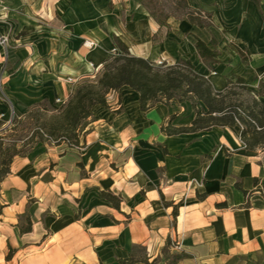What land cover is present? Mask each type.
Returning a JSON list of instances; mask_svg holds the SVG:
<instances>
[{"label": "crops", "instance_id": "1", "mask_svg": "<svg viewBox=\"0 0 264 264\" xmlns=\"http://www.w3.org/2000/svg\"><path fill=\"white\" fill-rule=\"evenodd\" d=\"M188 1L210 12L209 27L175 16L160 25L139 0H0V35L9 38L6 58L0 47L9 99L0 93V131L11 109L23 118L41 101L65 102L118 49L115 36L156 64L190 59L218 91L236 75L254 89L264 79V0L262 12L252 0ZM196 36L216 40L212 68ZM139 100L128 86L111 90L81 148L43 140L13 156L0 179V264H122L137 245L149 264L171 254H183L176 264H264V147H245L236 125L167 134L170 117L191 125V102L142 110Z\"/></svg>", "mask_w": 264, "mask_h": 264}, {"label": "trees", "instance_id": "2", "mask_svg": "<svg viewBox=\"0 0 264 264\" xmlns=\"http://www.w3.org/2000/svg\"><path fill=\"white\" fill-rule=\"evenodd\" d=\"M160 25H168L170 16H179L191 24L201 28H207L212 24V15L198 7H193L188 0H174V7L166 11L160 0H139ZM261 9V0H252ZM180 13V14H178ZM195 47L201 60L210 68L212 63L218 62L220 51L217 49L216 40L211 39L207 43L195 37ZM116 45L120 50L117 55H112L104 61L102 73L97 80H89L78 85L71 94L68 102L62 104L58 109L57 118L59 126L44 124L47 126L49 139L53 142H67L75 146L79 144V135L76 134L77 126L82 120L89 118L95 106L106 102V94L111 90H117L122 86H128L140 94V107L146 110L156 102L169 103L171 99L178 101L188 100L196 109L195 117L190 126L176 127L172 125L173 117L162 125L167 134L182 132L209 130L213 126H239V135L249 149L264 147V79H258L253 89L248 80L240 75L229 78L227 86L218 91L214 88L211 80L200 74L190 59L179 58L174 64L162 62L156 64L143 57L135 56L129 47L118 37H114ZM239 50L243 61L248 64L250 53L247 50ZM204 105L202 110L197 108V103ZM48 101L44 100L35 106L36 112L41 115L50 110ZM36 114V113H35ZM38 115V116H39ZM48 122V120L46 121ZM72 134L76 136L75 141L67 136L56 137V133ZM39 141H47L39 131H34ZM1 139H3L1 137ZM48 140V141H49ZM16 141H14L15 143ZM2 144V142H0ZM11 147L5 151L0 149L2 155L0 163V179H3L10 172V163L15 154ZM15 148V144L13 145ZM113 205L119 206L120 197L110 191L102 192ZM30 225L25 228L29 229ZM166 250V248H165ZM143 246L137 245L132 255L126 259H120L122 264H135L145 262L149 264ZM183 254H171L168 256L167 264H176Z\"/></svg>", "mask_w": 264, "mask_h": 264}, {"label": "rangeland", "instance_id": "3", "mask_svg": "<svg viewBox=\"0 0 264 264\" xmlns=\"http://www.w3.org/2000/svg\"><path fill=\"white\" fill-rule=\"evenodd\" d=\"M160 2L165 5L166 11L171 10V8L174 7V0H160ZM178 14H180V13H178ZM179 16H175V17L180 18ZM83 45H84V43H83ZM96 45L97 44L95 42V46ZM119 53H120V50L115 49L112 52V55H117ZM161 63L162 62H160L159 64H161ZM103 66H104V63L102 64L100 71H98L95 74V76H93V78L92 77L85 78V79L80 81L81 83L79 82V85L83 84L89 80L90 81L91 80H97L98 77L100 76V74L102 73ZM70 96L68 97V99L65 102H61L59 100H56L52 103L49 101L48 106H49L50 110L43 112L41 115H39L36 112V109L34 108V109H32L31 112H29V114H27L26 117L17 118L16 115L13 114L14 109H11L9 112V114L11 116L10 117L11 120L9 119L10 121H9V124L6 127L5 131H3V130L0 131V142H2V144H0V149L2 148V150L5 151L7 148L11 147L12 148L11 152H17V151H19L21 153L27 152L28 150L31 149V147L35 144V142L39 141V139H38L39 135H38V138H36L35 134H33L34 131H39L40 133L43 132L44 134H42V135L44 136V138H46V140L51 139V138H49L50 136L48 134L47 126H45L44 124L46 123L50 126H51V124L59 126L60 123H58L57 118L53 117L54 114H56V116L58 115V109L54 110V111H52V109L53 108H59L62 104H65L66 102H68ZM105 97L107 100V94ZM119 106L120 105H118V107ZM47 120H48V122H46ZM88 122H89V118L82 120V124L77 126L76 134H78V135L83 134V132L85 131V128L88 125ZM61 136H67L73 141H75V139H76V136H73L72 134H61V131H58L56 133V137H54V138H59ZM1 137L3 139H1ZM14 141H16V142L14 143ZM52 141H54L53 138H52ZM14 144H15L16 149H13ZM2 158L3 157L0 154V161Z\"/></svg>", "mask_w": 264, "mask_h": 264}, {"label": "built area", "instance_id": "4", "mask_svg": "<svg viewBox=\"0 0 264 264\" xmlns=\"http://www.w3.org/2000/svg\"><path fill=\"white\" fill-rule=\"evenodd\" d=\"M3 8H5V7H3ZM84 45L86 47H88V48H92V47L95 46V42L94 41H90V40H86L84 42ZM0 47H1L2 52H3V54H4L5 58H6L7 53H8V48H9V38H8V36L0 35ZM6 70H7V61L5 60L4 63L2 64V67H1V70H0V93L3 96V98L8 101L9 99L6 96L5 91H4ZM13 113H14V111H13ZM77 147L81 148V145H78ZM193 182H196V180H193ZM172 244L176 245L178 247L180 246L177 241L172 243Z\"/></svg>", "mask_w": 264, "mask_h": 264}]
</instances>
